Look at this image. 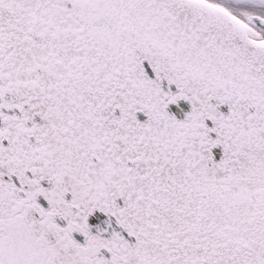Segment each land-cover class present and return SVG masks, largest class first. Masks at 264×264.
Here are the masks:
<instances>
[{
    "label": "snow or ice",
    "instance_id": "snow-or-ice-1",
    "mask_svg": "<svg viewBox=\"0 0 264 264\" xmlns=\"http://www.w3.org/2000/svg\"><path fill=\"white\" fill-rule=\"evenodd\" d=\"M0 264H264V0H0Z\"/></svg>",
    "mask_w": 264,
    "mask_h": 264
}]
</instances>
